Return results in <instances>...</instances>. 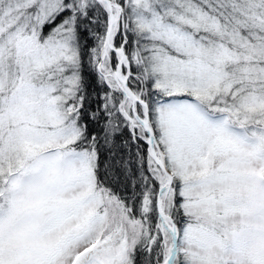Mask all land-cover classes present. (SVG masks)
I'll return each instance as SVG.
<instances>
[{
	"label": "snow or ice",
	"instance_id": "obj_1",
	"mask_svg": "<svg viewBox=\"0 0 264 264\" xmlns=\"http://www.w3.org/2000/svg\"><path fill=\"white\" fill-rule=\"evenodd\" d=\"M0 264H264V0H0Z\"/></svg>",
	"mask_w": 264,
	"mask_h": 264
},
{
	"label": "trees",
	"instance_id": "obj_2",
	"mask_svg": "<svg viewBox=\"0 0 264 264\" xmlns=\"http://www.w3.org/2000/svg\"><path fill=\"white\" fill-rule=\"evenodd\" d=\"M100 31L102 33L103 32V29L101 28ZM116 42H117V44H119V42H120V37L119 36H117ZM94 44H95V41L94 40H92V39H89L88 40L89 47L93 46ZM90 79H93L94 80V76H90Z\"/></svg>",
	"mask_w": 264,
	"mask_h": 264
}]
</instances>
